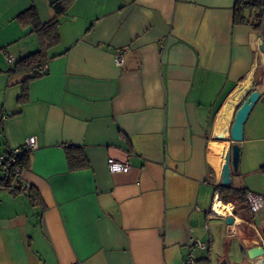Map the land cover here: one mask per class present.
<instances>
[{"label":"crops","instance_id":"0c3cea01","mask_svg":"<svg viewBox=\"0 0 264 264\" xmlns=\"http://www.w3.org/2000/svg\"><path fill=\"white\" fill-rule=\"evenodd\" d=\"M51 1L0 0V153L35 136L21 183L39 197L32 206L27 189L0 187V264H186L196 240L206 248L194 264H211L208 221L233 211L222 200L226 212L211 206L245 87L260 97L229 186L264 195V0L259 29L233 23L237 0H74L48 72L19 101L27 74L9 73L6 56L39 48L19 15L34 7L46 23ZM68 145L87 167L69 170ZM108 158L131 167L112 175ZM232 216L222 248L231 255L239 242L258 245L244 227H264L263 212Z\"/></svg>","mask_w":264,"mask_h":264},{"label":"trees","instance_id":"16d2710c","mask_svg":"<svg viewBox=\"0 0 264 264\" xmlns=\"http://www.w3.org/2000/svg\"><path fill=\"white\" fill-rule=\"evenodd\" d=\"M74 0H53L50 6L53 11V17L46 23H40L34 7H30L25 12L19 15L21 19L26 18L30 23L34 32H36L39 40V48L35 52L27 54L15 62L13 66L8 70L9 73H26V77L23 79L22 95L19 101L26 96V83L30 80L42 77L37 73V69L47 63L49 60L47 51L52 46L58 44L60 40L58 26L59 18L66 14V11L70 7ZM263 0L244 1L237 0L233 7V23L242 24L249 23L253 28L259 29L262 17ZM248 13V16L245 13ZM46 74V73H44ZM65 155L70 171L83 169L88 166L87 160L79 147L68 145L65 147ZM29 152L21 150L17 154V163H19L23 170L28 163ZM0 187L8 190L12 194H19L23 191L28 193V198L32 206L39 205V197L35 191L29 187L25 188L22 185L21 180L16 179L14 183L1 181ZM29 189V190H28ZM223 203H231L233 205V215L243 216L244 214L252 215L245 203V191L244 189H235L231 186H222L218 184L214 189Z\"/></svg>","mask_w":264,"mask_h":264},{"label":"built area","instance_id":"2783aa9c","mask_svg":"<svg viewBox=\"0 0 264 264\" xmlns=\"http://www.w3.org/2000/svg\"><path fill=\"white\" fill-rule=\"evenodd\" d=\"M244 1H252V0H244ZM113 60L117 66H121L123 64V51L122 50L115 51ZM6 61L9 64H12L14 62V58L10 55H7ZM47 72H48L47 63L37 69V73L40 75H44V73H47ZM36 148H37L36 138L35 136H30L24 140V143L20 147L10 149L4 153H0V179L1 181L3 180V182H6L8 180L10 183H14L16 179L21 180L22 169L19 163H17V154L21 150H25L30 153ZM106 163H107L108 171L112 175L125 174L129 171L131 167V161L129 158H126L124 160H116L113 158H108ZM216 202H221V199L219 198L217 193L213 198L212 206H211V213L214 215H218L214 213V210H213L214 204ZM245 203L250 213L252 214L257 213V212L264 213V195L263 194H258V193L251 192V191H245ZM231 215H228V216H231ZM232 226L233 225H229L227 227L231 228ZM252 229L256 232V234H259L258 229H256L254 226H252ZM191 245L193 248H197V249L206 248V244L198 240L192 241ZM262 245L264 246V241H262ZM195 260L196 259L194 255L192 254V252H190L187 259H185V263L194 264Z\"/></svg>","mask_w":264,"mask_h":264},{"label":"water","instance_id":"95a60500","mask_svg":"<svg viewBox=\"0 0 264 264\" xmlns=\"http://www.w3.org/2000/svg\"><path fill=\"white\" fill-rule=\"evenodd\" d=\"M259 49L262 50V44H260ZM259 92L256 89L249 90L246 88L245 94L241 97L240 101L235 107L232 114V120L228 127V137L227 151L224 159V163L220 170V184L222 186L230 185V170L236 172L238 169L239 161V146L238 143L242 141L243 138V126L244 123L254 106V104L259 100ZM215 141H221L220 138H214ZM231 214H234L232 211ZM226 226L233 225L235 222L234 217L227 216L224 219ZM259 234H255V238L258 241V245H253L250 248H246L242 243H238L241 257L247 259L251 264H258L264 262V246L262 241H264V228H261ZM255 240V241H256ZM221 264H230L226 260H223Z\"/></svg>","mask_w":264,"mask_h":264},{"label":"rangeland","instance_id":"374dc122","mask_svg":"<svg viewBox=\"0 0 264 264\" xmlns=\"http://www.w3.org/2000/svg\"><path fill=\"white\" fill-rule=\"evenodd\" d=\"M238 104V103H237ZM261 220L263 221H257V223L259 224L258 226H264V218H262ZM225 222L224 220H218V219H213V220H209L208 221V227L211 231V234H212V237L214 239V244H213V247L211 249V256H212V261H211V264H221V262L223 260H226L228 263L230 264H242V260H241V253H240V250H239V246L235 245L234 244V239H227V241L229 240L230 242L233 243V245H235L234 247H231L234 254L231 255V253H228V254H224V251H223V247H224V240L226 239V236H225ZM264 228V227H262ZM243 231H241V235H244L243 233H248L250 232V236L253 237L254 239L255 238V234L250 231L249 229L247 228H243L242 229ZM204 243H205V240H203ZM206 244V243H205ZM192 248V249H191ZM191 251H192V254L194 255V257H197V256H200L199 252H201L200 250H194L195 248L190 247ZM190 250L187 251V254L185 256V259H187L189 253L191 252Z\"/></svg>","mask_w":264,"mask_h":264},{"label":"bare ground","instance_id":"6f19581e","mask_svg":"<svg viewBox=\"0 0 264 264\" xmlns=\"http://www.w3.org/2000/svg\"><path fill=\"white\" fill-rule=\"evenodd\" d=\"M245 91H246V87H245ZM225 155H226V153L224 154V157H223V163H224ZM223 163H222V165H223ZM216 203L214 204V207H213V210H215L214 213L217 212L216 214H218V213L226 212V211H224V208L220 207V204H218V203L216 204ZM228 209H229V207H228ZM258 264H264V262L258 263Z\"/></svg>","mask_w":264,"mask_h":264}]
</instances>
